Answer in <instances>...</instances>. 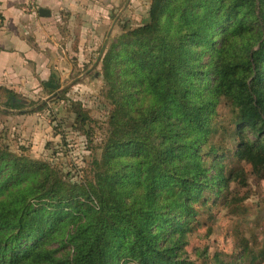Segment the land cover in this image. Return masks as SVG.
<instances>
[{"label": "trees", "instance_id": "obj_1", "mask_svg": "<svg viewBox=\"0 0 264 264\" xmlns=\"http://www.w3.org/2000/svg\"><path fill=\"white\" fill-rule=\"evenodd\" d=\"M101 64L114 110L90 179L0 148V264H192L198 207L247 184L242 162L264 180V0H151Z\"/></svg>", "mask_w": 264, "mask_h": 264}, {"label": "rangeland", "instance_id": "obj_2", "mask_svg": "<svg viewBox=\"0 0 264 264\" xmlns=\"http://www.w3.org/2000/svg\"><path fill=\"white\" fill-rule=\"evenodd\" d=\"M150 2L126 0L120 9L128 3L127 12L119 17V11L113 10L109 26L101 32L100 45L95 50H77L85 57L73 54L71 63H64L59 98L34 88L18 95L19 101H27L23 108L6 107L8 111L0 112V148L49 162L70 174L73 182L90 179L114 110L109 85L102 76L103 52L124 29L148 20ZM92 52L98 55L91 58ZM39 107L40 112L31 113ZM221 112L228 113L223 108ZM218 141L223 147L231 142L228 137ZM228 159L230 166H237L232 155ZM241 166L247 184L232 183L217 204L199 206V215L191 218L193 229L187 232L183 257L192 264H264V180L247 163Z\"/></svg>", "mask_w": 264, "mask_h": 264}, {"label": "crops", "instance_id": "obj_3", "mask_svg": "<svg viewBox=\"0 0 264 264\" xmlns=\"http://www.w3.org/2000/svg\"><path fill=\"white\" fill-rule=\"evenodd\" d=\"M125 1L0 0V88L15 94L13 101L23 108L27 101H19V94L34 88L45 92L42 82L52 75L61 84L64 63L70 64L73 54L85 57L78 54L83 48L95 50L100 45L113 10L119 11L118 17L126 14L128 3L120 9ZM42 9L50 16L42 17ZM97 55L92 52L91 58ZM6 107L14 109L1 100L0 111H8Z\"/></svg>", "mask_w": 264, "mask_h": 264}, {"label": "water", "instance_id": "obj_4", "mask_svg": "<svg viewBox=\"0 0 264 264\" xmlns=\"http://www.w3.org/2000/svg\"><path fill=\"white\" fill-rule=\"evenodd\" d=\"M40 14L42 17H49L50 16V12L48 10H45V9L40 10Z\"/></svg>", "mask_w": 264, "mask_h": 264}, {"label": "built area", "instance_id": "obj_5", "mask_svg": "<svg viewBox=\"0 0 264 264\" xmlns=\"http://www.w3.org/2000/svg\"><path fill=\"white\" fill-rule=\"evenodd\" d=\"M2 23V19H1V16H0V24Z\"/></svg>", "mask_w": 264, "mask_h": 264}]
</instances>
